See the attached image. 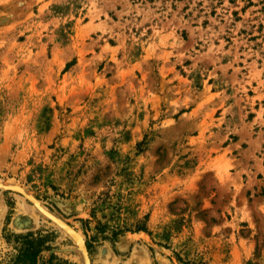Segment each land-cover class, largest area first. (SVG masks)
Masks as SVG:
<instances>
[{
    "label": "rangeland",
    "instance_id": "374dc122",
    "mask_svg": "<svg viewBox=\"0 0 264 264\" xmlns=\"http://www.w3.org/2000/svg\"><path fill=\"white\" fill-rule=\"evenodd\" d=\"M32 199L90 264H264V0H0V264H85Z\"/></svg>",
    "mask_w": 264,
    "mask_h": 264
},
{
    "label": "water",
    "instance_id": "95a60500",
    "mask_svg": "<svg viewBox=\"0 0 264 264\" xmlns=\"http://www.w3.org/2000/svg\"><path fill=\"white\" fill-rule=\"evenodd\" d=\"M32 201L34 202V204H35L36 208L38 209V211L43 216H45L46 218H48L59 229H61L62 231L66 232L67 234H69L70 236H72L73 238H75L78 241L79 246H80V250L82 251L83 256H84V262H85V264H90V260H89V256H88V252H87V247L85 245V242L80 237V235L74 229H72L67 223H65L64 221H62L61 219H59L55 215L51 214L50 212H48L43 207H41V208L38 207V205H36V201L34 199H32Z\"/></svg>",
    "mask_w": 264,
    "mask_h": 264
},
{
    "label": "trees",
    "instance_id": "16d2710c",
    "mask_svg": "<svg viewBox=\"0 0 264 264\" xmlns=\"http://www.w3.org/2000/svg\"><path fill=\"white\" fill-rule=\"evenodd\" d=\"M36 233H27L25 235H13V236H9L7 237V241L10 240V238L14 239V240H22L24 243H23V248H19V251H18V254L16 255L15 257V260L13 262V264H17L19 259H20V256H28V255H31L33 253H30L31 251H36L34 254H37L40 250L39 248H46L48 249L47 246H44L45 244V241L42 240L41 236H39L38 238L34 237ZM36 240L38 241V247H34L33 246V240ZM54 256L52 255L51 258H53Z\"/></svg>",
    "mask_w": 264,
    "mask_h": 264
},
{
    "label": "bare ground",
    "instance_id": "6f19581e",
    "mask_svg": "<svg viewBox=\"0 0 264 264\" xmlns=\"http://www.w3.org/2000/svg\"><path fill=\"white\" fill-rule=\"evenodd\" d=\"M36 205H38V207H40L41 208V206L39 205V203H36ZM35 210V209H34Z\"/></svg>",
    "mask_w": 264,
    "mask_h": 264
},
{
    "label": "crops",
    "instance_id": "0c3cea01",
    "mask_svg": "<svg viewBox=\"0 0 264 264\" xmlns=\"http://www.w3.org/2000/svg\"><path fill=\"white\" fill-rule=\"evenodd\" d=\"M19 264H27V263H25V262L22 263V262H21V263H19Z\"/></svg>",
    "mask_w": 264,
    "mask_h": 264
}]
</instances>
